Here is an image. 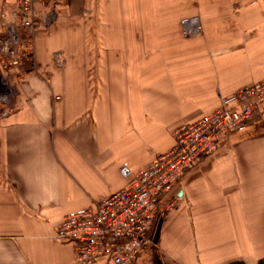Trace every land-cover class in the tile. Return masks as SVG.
Listing matches in <instances>:
<instances>
[{
	"label": "crops",
	"instance_id": "obj_1",
	"mask_svg": "<svg viewBox=\"0 0 264 264\" xmlns=\"http://www.w3.org/2000/svg\"><path fill=\"white\" fill-rule=\"evenodd\" d=\"M35 33L36 70L0 116V264H75L53 239L170 149L172 133L264 81V0H64ZM0 32L16 0H0ZM197 17L202 34L184 37ZM63 62L62 66L56 64ZM133 264L264 261V102L183 172ZM96 264H108L100 261Z\"/></svg>",
	"mask_w": 264,
	"mask_h": 264
},
{
	"label": "built area",
	"instance_id": "obj_2",
	"mask_svg": "<svg viewBox=\"0 0 264 264\" xmlns=\"http://www.w3.org/2000/svg\"><path fill=\"white\" fill-rule=\"evenodd\" d=\"M64 0H16L17 22L0 32V116L7 117L17 95L12 79L23 80L24 64L35 60V33L55 18L54 6ZM0 14V18H4ZM184 37L202 34L197 17L180 21ZM33 70V69H32ZM15 91V93H13ZM264 102V81L239 88L220 100L219 107L194 123L173 133L170 149L157 154L145 168H119L127 185L103 198L95 207L66 215L55 228L53 239L69 244L75 264H133L149 247V228L159 214L169 213L175 204L162 208L180 176L196 161L212 156L219 141L247 124Z\"/></svg>",
	"mask_w": 264,
	"mask_h": 264
},
{
	"label": "rangeland",
	"instance_id": "obj_3",
	"mask_svg": "<svg viewBox=\"0 0 264 264\" xmlns=\"http://www.w3.org/2000/svg\"><path fill=\"white\" fill-rule=\"evenodd\" d=\"M35 38V37H34ZM35 40V39H34ZM34 43H35V41H34ZM56 64L58 65V66H62L63 65V62H60V61H57L56 62ZM36 63H35V60L32 62V63H26V64H24L23 66H22V70H24V71H27V70H30V69H33V70H36ZM12 81V84H13V82L14 83H16L18 80H16V79H12L11 80ZM14 85V84H13ZM15 86V85H14ZM16 87V86H15ZM13 93H15V91H13Z\"/></svg>",
	"mask_w": 264,
	"mask_h": 264
},
{
	"label": "trees",
	"instance_id": "obj_4",
	"mask_svg": "<svg viewBox=\"0 0 264 264\" xmlns=\"http://www.w3.org/2000/svg\"><path fill=\"white\" fill-rule=\"evenodd\" d=\"M260 264H264V261L263 262H260Z\"/></svg>",
	"mask_w": 264,
	"mask_h": 264
}]
</instances>
